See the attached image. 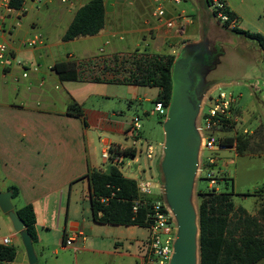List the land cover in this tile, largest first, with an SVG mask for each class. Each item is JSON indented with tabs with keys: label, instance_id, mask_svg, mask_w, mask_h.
<instances>
[{
	"label": "crops",
	"instance_id": "obj_1",
	"mask_svg": "<svg viewBox=\"0 0 264 264\" xmlns=\"http://www.w3.org/2000/svg\"><path fill=\"white\" fill-rule=\"evenodd\" d=\"M88 1L69 0L62 4L59 0H29L27 6L24 0L26 12L19 26L9 35L0 36L13 43L12 55L16 59L28 66H38L37 72H30L28 77L22 78L20 68L13 65L0 80V188L2 191H7L11 186L17 189L18 195L11 198L14 212L24 205L32 206L37 238L32 244L37 264H49L48 256H56L66 250L73 254L71 264H79L78 256L81 254L102 258L104 264H144V243L138 247V253L131 254L123 250L124 231L121 229L136 226L100 224L93 220L88 175L94 169L104 170L109 165L102 158V165L98 161V153L101 157L105 147L113 144L120 148L129 147L125 129L131 118L137 116L141 128L131 165L137 171L138 177L135 179L157 173L159 184L153 198L158 197L163 120L153 112V108L143 109L142 116L133 114L131 117L125 116L123 109L107 112L86 108L79 99L78 86L72 84L77 81H61L52 66L58 61L74 58L71 53H60L64 47L62 45L70 41H78L83 48V55L74 60H92L87 66L91 76L93 70L103 71L105 66L113 68L110 63L113 56L123 58L135 50L147 54H175L184 43H199L200 40L183 37L152 18V0H102L105 20L102 30L93 36L63 41L62 36L75 12ZM224 1L237 23L242 21L239 4L235 0ZM57 4L60 6H55ZM192 4L195 14L192 13L190 17L186 15L185 8L178 10L171 2H166L164 8L167 16L186 15L189 19L186 28L195 24L201 40L208 42L219 23L213 18L205 0H193ZM43 10L45 13L41 14ZM34 33L41 34L44 45L30 49L17 45L18 40ZM134 34L146 35L143 39L146 47L140 49L137 44H133L131 50L124 48V40L131 41ZM176 37L185 40L183 43H173L179 39ZM50 38L58 42H49ZM260 47L264 50V39ZM100 48L102 53L99 52ZM113 69H105L106 73L100 77L99 82L115 87L112 95L104 93L102 97L113 99L119 104L126 103L128 109L134 101L143 100L154 104L156 88L115 83L113 79H121V76L115 74ZM251 78L247 77L248 80ZM85 81L95 83L90 77ZM218 85V82L214 84ZM117 87H125V90L118 91ZM72 101L81 106L80 117L67 113V105ZM151 117H155L156 122L151 123L145 132L142 130L143 119L149 120ZM96 137L98 142L95 141ZM151 140L155 142L153 159L146 166L139 167L137 154L146 144H151ZM230 148L234 150V147ZM244 156L264 159V154ZM122 165L118 170L127 177ZM257 184L262 188L263 198L264 178ZM256 198L255 210L247 212L249 215L256 212L260 200ZM3 238L9 239L5 246L15 249V258L10 264H29L19 234L13 230L7 215L0 211V244ZM67 238H72L70 245L64 244ZM255 264H264V257Z\"/></svg>",
	"mask_w": 264,
	"mask_h": 264
},
{
	"label": "trees",
	"instance_id": "obj_2",
	"mask_svg": "<svg viewBox=\"0 0 264 264\" xmlns=\"http://www.w3.org/2000/svg\"><path fill=\"white\" fill-rule=\"evenodd\" d=\"M23 3L24 0H10V6L14 9H19ZM230 14L234 16L232 12ZM104 23L102 0H89L77 9L62 40L70 41L78 37L93 36L102 30ZM243 34L259 39L262 46L261 36L249 35L247 32ZM174 60V54H147L135 50L134 53L123 58L113 56L110 63L114 69L109 66H105V69H113L115 74H120L121 79H113L115 83L156 88L157 95L154 103L161 102L164 107H167L170 100L171 69ZM91 62L92 60L67 59L54 63L52 70L61 81H84L90 77L92 81L99 82L100 78L85 74ZM115 68H119V71ZM67 113L73 117H80L81 106L72 101L67 105ZM213 130L216 132V129L213 128ZM216 138L221 146L234 147L237 155L264 154V137L261 135L256 137V133L252 136L236 134ZM111 152L113 156L128 158L135 156L134 148H120L115 144L112 145ZM121 163V161L109 162L108 174L105 173V169H94L88 175L93 220L100 224L136 226L146 229L149 207L140 200L136 211L132 210L138 199L136 183L134 179L121 174L118 170ZM206 166L210 167L213 164ZM8 190L12 193L11 198L18 195L15 187L11 186ZM261 191L262 188L252 194L260 199L254 215H249L242 207H234L231 199L232 192H216L214 188H210L198 193L200 201L197 209L199 264H255L264 257V197L261 198ZM100 198H106L107 201L100 202ZM152 199L148 197L146 200L149 202ZM15 214L22 221L31 241L35 242L37 238L32 206L24 205L15 210ZM143 249L145 251V248ZM14 258L15 249L0 244V264H10Z\"/></svg>",
	"mask_w": 264,
	"mask_h": 264
},
{
	"label": "rangeland",
	"instance_id": "obj_3",
	"mask_svg": "<svg viewBox=\"0 0 264 264\" xmlns=\"http://www.w3.org/2000/svg\"><path fill=\"white\" fill-rule=\"evenodd\" d=\"M239 4L240 12L242 14V21L235 24V29L228 28L219 23L218 28L213 30L210 34L208 42L201 40V34L197 32L196 25H189L186 28L183 37H190V40H200L199 49H210L211 52H197V58L202 60V63L211 71L208 76V83H205L201 87V91L204 94L202 99L203 111L207 109V105L211 104V101L207 99V96L213 93L214 90L220 88L225 94H230L234 100L229 113L225 120L230 121L222 122V126H214L216 129L212 133L213 136L222 138L227 136H234L236 134H244L245 136H252L256 133V137L261 135L264 137V50H261L259 39H254L245 36L243 32H247L249 35H257L264 39V1L263 0H235ZM28 6L29 0H25ZM193 0H181L176 7L178 10L185 8V13L188 17L195 14L193 10ZM60 6V5H55ZM41 14L45 13L44 10L40 11ZM193 13V14H192ZM146 35L134 34L132 40H124V48L132 49L133 44H137L140 49L145 46L143 40ZM179 38V37H176ZM262 39V45H263ZM182 40V41H180ZM185 39L179 38L173 43H183ZM49 42H58L54 38H50ZM66 42L60 53H71L74 57H80L83 55V48L78 41ZM191 44L186 42L182 46ZM94 47V46H92ZM182 47H180L181 49ZM178 49L174 54L175 57L179 55ZM93 50V48H92ZM133 51L132 53H134ZM139 52V51H138ZM131 53V54H132ZM128 56V55H127ZM126 57V56H125ZM202 57V58H201ZM104 59V58H103ZM204 59V62H203ZM252 63V65L250 64ZM119 71V68L116 69ZM90 70L86 71L88 75ZM105 69L93 70L92 77L100 78L104 75ZM251 76V80L247 77ZM206 80V78H205ZM232 81V82H231ZM219 83L218 86L210 87V83ZM231 82V83H229ZM204 83V80H203ZM75 84L78 86L79 99L84 102V107L99 109L102 111H110L114 109H123L125 116L131 117L133 114L142 116V110H150L153 108V103L145 102L143 100L134 101V104L129 109L126 108V103L119 104L113 99H106L102 97L104 93L112 95L111 92L115 87L106 85L104 82H95L93 84L86 82L85 80H79ZM66 87L67 85L64 84ZM118 91L125 90V87H117ZM217 92L214 91V95ZM202 111V112H203ZM200 113V112H199ZM199 116V115H198ZM164 120V117H161ZM198 121V118H197ZM156 122L155 117L149 118L142 122V130L145 132L151 123ZM246 130V132H243ZM258 139V138H257ZM256 139V140H257ZM255 140V141H256ZM98 142V138H95ZM130 144V140H127ZM151 146L154 148L155 142L151 140ZM144 148V147H143ZM143 148L137 158V164L139 167L146 166L150 160L146 159ZM155 151V150H154ZM235 150L232 148H226L218 150L217 152L209 153L204 152L202 160H206L207 157H214L213 166H206L204 164L201 170L197 173L195 178V185L193 189L192 201L196 208L199 205L198 193L204 192L210 188L217 189L216 192H232V202L234 207H242L246 212L251 213L255 210L257 198L252 195L257 190L261 189L260 180L264 178V159L236 155ZM100 164L102 165V159L98 153ZM136 156V157H137ZM132 158L125 157L122 159V168L124 175L128 178H137L136 169L132 168ZM134 159V158H133ZM152 160V159H151ZM99 164V165H100ZM212 174L214 183L211 185L210 180L207 179V175ZM146 179L151 182V190L153 194H156V188L158 184V175L155 172L149 173ZM251 194V195H243ZM124 231L123 245L124 251L129 253H138V247H141V243H144L148 237L146 229L131 227L128 229H121ZM73 260V254L71 251H64L58 253L56 256H48L49 264H71ZM79 264H104L102 258L93 257L88 254H81L78 256ZM42 264V262H39Z\"/></svg>",
	"mask_w": 264,
	"mask_h": 264
},
{
	"label": "water",
	"instance_id": "obj_4",
	"mask_svg": "<svg viewBox=\"0 0 264 264\" xmlns=\"http://www.w3.org/2000/svg\"><path fill=\"white\" fill-rule=\"evenodd\" d=\"M195 50L208 53L199 49V43H191L183 46L175 57L171 69L170 100L162 124L163 145L159 162L161 194L176 224L168 264H199L198 213L192 196L201 143L197 118L205 94L200 89L208 83L211 71L197 58L198 51ZM192 67L197 71H193ZM109 170L110 165H107L105 173L108 174ZM11 196L10 190L2 191L0 188V211L7 215L13 230L19 234L28 263L37 264L31 238L13 210Z\"/></svg>",
	"mask_w": 264,
	"mask_h": 264
},
{
	"label": "built area",
	"instance_id": "obj_5",
	"mask_svg": "<svg viewBox=\"0 0 264 264\" xmlns=\"http://www.w3.org/2000/svg\"><path fill=\"white\" fill-rule=\"evenodd\" d=\"M36 1L39 2L40 0ZM180 1L181 0H152L154 7L151 11V16L157 22L162 23L165 28L169 30L174 29L177 34L182 35L186 30V26L189 24L188 17L183 13L176 16H167L164 8V4L166 2H171L172 4L177 5ZM59 2L66 4L69 0H59ZM206 4L208 9L211 11L213 18L218 23L228 28H235V24L237 23L236 18L235 16H231L224 0H206ZM25 12L26 9L23 5L19 9H14L10 6V0H0V36L2 34L9 35L14 28L18 27ZM10 19H12V21L8 23ZM12 45L13 43L3 40L0 37V80L13 65L20 68L22 78H26L30 72H37L38 70L37 65L28 66L22 60L16 59L12 55ZM17 45L27 49L35 48L44 45V39L40 33H34L28 38L18 40ZM99 52H103L101 48L99 49ZM214 91L217 92L215 95ZM214 91L207 96V99L211 101V104L207 105V109L205 111H203V107L200 108L197 121V128L201 138L198 172L204 164L212 165L214 163L215 158L212 156L207 157L204 161L202 160L204 152L215 153L218 150L227 148L221 146L220 141L213 136L212 133L214 132V126H221L223 120L227 117L234 100L230 94H225L220 90V88H217ZM166 111L167 107H164L161 102H155L153 104V112L157 113L159 116L165 118ZM140 128L139 118L137 116H133L125 129V136L130 140L129 147L134 148V151L136 150L135 146L139 140L138 135ZM111 148L112 145L105 147V149L101 152V158L108 163L122 162L124 157L116 155L113 156ZM143 151L146 159H153L155 151L150 144H146ZM139 152H141V149ZM111 156H113V159H111ZM207 178L210 180L209 182L212 185L214 183L212 174H208ZM135 183L138 199L135 201L132 210L136 211V207L141 201L146 203L149 207V213L147 214L148 225L146 228L148 237L145 241L144 264H168L172 255V245L175 240L176 224L171 211L162 198V184L160 183L159 196L153 198L151 182L149 179L138 178L135 179ZM148 197H152L153 199L147 202L146 199ZM99 200L103 203L107 201L106 198H100ZM71 242L72 238H67L64 244L70 245ZM8 243V238H3L1 240L2 245H7Z\"/></svg>",
	"mask_w": 264,
	"mask_h": 264
},
{
	"label": "flooded vegetation",
	"instance_id": "obj_6",
	"mask_svg": "<svg viewBox=\"0 0 264 264\" xmlns=\"http://www.w3.org/2000/svg\"><path fill=\"white\" fill-rule=\"evenodd\" d=\"M201 58H202V57H201ZM198 59H199V57H198ZM199 60H201V59H199ZM201 61H202V60H201ZM203 62H204V59H203ZM192 70L195 71V72L197 71L195 67H192Z\"/></svg>",
	"mask_w": 264,
	"mask_h": 264
}]
</instances>
